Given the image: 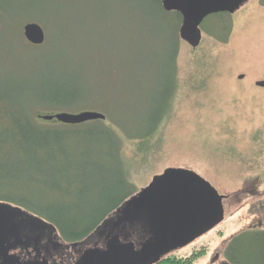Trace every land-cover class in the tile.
I'll return each instance as SVG.
<instances>
[{"label":"rangeland","instance_id":"374dc122","mask_svg":"<svg viewBox=\"0 0 264 264\" xmlns=\"http://www.w3.org/2000/svg\"><path fill=\"white\" fill-rule=\"evenodd\" d=\"M176 16L157 0H0V84L7 80L16 88L12 97L17 100L35 93L41 74L57 77L78 90L76 101L51 108L45 101L24 99L23 107L96 111L112 129L99 147L75 146L57 164L51 160L57 168L74 164L66 177L77 180L73 185L19 180L1 184L0 194L96 217L95 200L119 181L123 158L133 161L132 185L114 187L110 197L127 189L136 193L165 167L194 170L225 195V217L173 253L180 257L200 250L194 264L224 261L229 241L246 233L238 256L244 264H261L264 240L250 232L264 231V87L255 84L264 80V0L206 16L195 49L175 44ZM32 21L45 30L43 49L23 37L22 25ZM11 26L20 27L21 43L12 40ZM39 58L45 61L41 73L34 66ZM165 107L169 110L151 151L142 158L134 139L152 128ZM115 135L125 139L123 158L114 151ZM66 254L76 257L71 248Z\"/></svg>","mask_w":264,"mask_h":264},{"label":"trees","instance_id":"16d2710c","mask_svg":"<svg viewBox=\"0 0 264 264\" xmlns=\"http://www.w3.org/2000/svg\"><path fill=\"white\" fill-rule=\"evenodd\" d=\"M157 2L159 3V7L163 10L161 1L157 0ZM165 12L167 13V11ZM176 18L178 19V26L174 30L176 39L175 44L179 45L178 41L182 43L186 42L180 37L179 28L182 21L178 12ZM11 28L12 40H14L15 43H21L20 27L15 28L11 26ZM9 38L11 39V37ZM45 45L46 43H43L35 47L37 49H43ZM190 47L195 49L192 46ZM176 54L177 51L173 59L175 62ZM34 66L38 67L41 73L45 66V61L39 58ZM41 78V81L35 80L34 82V85H36L34 94H30L29 98L24 96L17 100L12 97V93H15L16 88H11L12 86L7 84V80H4L6 87L0 84V185L5 183L13 185L11 184L12 182L19 180H24L27 183L41 181L46 183L47 179H50V181L47 182L53 186L59 183H65L66 186L73 185L77 180H68L66 177H68L69 174L68 170L72 171L71 169L74 164L71 165L67 161L62 164L61 168H57L51 163V160L56 159L57 164V158L63 155L66 156L70 153V150L76 149L75 146L85 145L88 148L92 145L99 147L101 144L105 143L102 142L101 137L110 131L112 132V129L104 124L105 120L87 121L82 124H68L56 119L48 121L43 119V122H41L42 115L55 112L52 110L43 112L38 109L35 110L34 108H25L26 106L23 107V105L26 101L30 100V102H32L33 100L39 99L43 102L45 101L47 107L53 108L55 105H65L66 103L76 101L75 94L78 92L76 88H69L65 84L57 82V77L51 78L48 75L41 74ZM1 81L0 76V82ZM38 81L40 82L38 83ZM24 99H26V101ZM168 110L169 108L167 109L165 107L161 116L155 119L152 128L147 133L141 134V136L134 139L135 148L138 152H142V158H146V153H150L152 140L158 133V125L161 124ZM115 137L114 151H116V154L120 152L122 157L121 146L125 139L119 135H115ZM122 162L119 171L121 173L119 181H113L108 190L106 191L105 189L106 192L97 196L95 200L97 207L99 206V209H101V211L97 208L92 210L94 212L99 211V215L96 217L72 215V210H70L68 206L54 208L55 206L48 205L46 209H43L41 206L39 207L30 201L20 198L14 199L8 195L3 196L0 194V203L19 208L53 225L56 228V234L60 241L67 246L75 245L74 248H72L75 251L77 249H84L88 246H92L94 242H102L109 232L121 233L120 230L123 228L129 232H133L134 230L135 233H137V237H135L136 241L143 242L145 238L148 237L149 233L145 224V218H132L131 214L127 213L123 208L124 204L127 203L135 191L127 189L120 194V196L110 197V195L114 196L115 188L124 186L130 187L132 185L130 171L134 166L133 161L124 160L123 158ZM56 176L59 177V179H57ZM101 180L104 181V179ZM101 180L97 184L102 183ZM97 184L93 186L96 188ZM55 189L58 190L57 188ZM60 190H62V188ZM67 191H69L68 188ZM105 193L106 195H104ZM82 196L83 195L80 197ZM106 203V207L105 205L103 206V204ZM254 230L250 233L261 236L264 240V231ZM244 235H246V233H240L229 241L225 248L224 261H229L231 264H244L238 256L241 251L238 242ZM93 237H95L94 241L91 240ZM199 253H201L200 250L178 257L171 252L160 258L154 264H194V260ZM67 260L68 263L72 262L71 257L67 258ZM261 264H264V262Z\"/></svg>","mask_w":264,"mask_h":264},{"label":"water","instance_id":"95a60500","mask_svg":"<svg viewBox=\"0 0 264 264\" xmlns=\"http://www.w3.org/2000/svg\"><path fill=\"white\" fill-rule=\"evenodd\" d=\"M160 1L163 10L180 14V37L195 48L200 44L202 32L199 26L206 16L216 12L234 13L247 0ZM22 34L31 45H41L46 39L44 28L36 21L24 23ZM255 84L264 87V80L256 81ZM105 118L104 114L96 111H62L42 115L44 120L56 119L68 124L104 121ZM224 197L194 170L165 167L161 173L154 174L149 183L134 193L123 206L132 218H145L148 237L135 244L131 241L121 242L118 237L112 236L104 248L85 249L75 264H154L163 256L191 244L221 223L225 217L222 203ZM13 217L15 231L19 229L24 233L33 232V235L40 230L56 233V228L44 220L0 203V264H48L36 261L17 263L6 257L7 222ZM40 237V234L36 235L35 240L38 241ZM218 264L231 263L220 261Z\"/></svg>","mask_w":264,"mask_h":264},{"label":"flooded vegetation","instance_id":"af4514ba","mask_svg":"<svg viewBox=\"0 0 264 264\" xmlns=\"http://www.w3.org/2000/svg\"><path fill=\"white\" fill-rule=\"evenodd\" d=\"M14 217L7 222V233H6V248L5 255L8 258L14 259L17 263H26L31 261L47 262L48 264H75L79 255L88 247H98L104 248L107 242L112 238V236L118 237L119 241H131L138 244L135 237L137 233L126 231L123 228L121 233H111L109 232L102 242H94L92 246H88L84 249H77L75 251V256L72 257V262L68 263L67 258L70 255L66 254L67 248H74L72 245H64L56 233L49 232L47 230H40L39 233L33 232L24 233L19 229L15 231V224L13 222ZM117 223V222H116ZM15 231V232H14ZM40 234V239L35 240L36 235ZM219 262H214L211 264H218Z\"/></svg>","mask_w":264,"mask_h":264}]
</instances>
